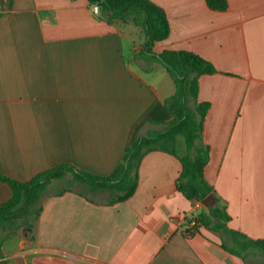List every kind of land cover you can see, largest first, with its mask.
Instances as JSON below:
<instances>
[{"label":"crops","instance_id":"crops-1","mask_svg":"<svg viewBox=\"0 0 264 264\" xmlns=\"http://www.w3.org/2000/svg\"><path fill=\"white\" fill-rule=\"evenodd\" d=\"M150 1L170 23L169 38L154 52H193L218 70L199 81L198 100L210 104L201 137L210 153L205 179L231 217L228 228L264 239V0H228L225 12L212 11L206 0ZM0 6L1 175L27 181L70 164L108 176L138 136L172 120L165 102L176 93L174 80L143 54L144 39L136 43L134 30L100 20L87 0ZM180 173L177 157L155 151L141 160L137 192L126 202L47 190L30 236L10 231L13 220L0 231L3 259L264 264L257 249L244 259L230 254L222 247L232 246L228 237L205 229L185 234L197 203L179 191ZM11 196L0 181V206Z\"/></svg>","mask_w":264,"mask_h":264},{"label":"trees","instance_id":"trees-1","mask_svg":"<svg viewBox=\"0 0 264 264\" xmlns=\"http://www.w3.org/2000/svg\"><path fill=\"white\" fill-rule=\"evenodd\" d=\"M91 6L99 8V19L110 25H133L140 28L144 43L142 52L154 58L162 65L174 80L176 93L165 102V107L172 120L162 131H150L138 136L126 149L122 162L108 176H99L77 169L70 164L55 166L30 180L20 181L0 174V181L7 184L12 192L9 200L0 206V231L20 214L40 217L42 207L39 202L47 187L53 181H62L71 175L73 181L88 190L113 191L114 198L110 204L123 203L136 194L139 184V164L144 156L155 151H165L177 157L181 164V173L177 181L179 191L192 203L201 206L186 218L184 232L187 236L201 234V229L228 237L232 246L222 243L230 254L245 258L249 249H257L264 255V239H250L231 230L227 223L231 217L225 206L220 204L214 190L205 179V168L209 163L210 153L201 143L203 125L210 104L200 103L199 81L203 75L218 73L214 64L189 51L165 50L160 54L154 52L156 43L165 41L170 36V23L165 10L150 0H87ZM10 5L12 0H6ZM212 11L225 12L229 8L228 0H206ZM182 138L186 152L178 154L177 144ZM59 191V195L67 192ZM83 195V193H81ZM214 195L216 204L207 207L202 201ZM0 264H7L3 259L0 242Z\"/></svg>","mask_w":264,"mask_h":264},{"label":"rangeland","instance_id":"rangeland-1","mask_svg":"<svg viewBox=\"0 0 264 264\" xmlns=\"http://www.w3.org/2000/svg\"><path fill=\"white\" fill-rule=\"evenodd\" d=\"M118 27H122L125 30L131 29V30H134V32L136 31L135 33L133 32V34H135V39H136L135 42L136 43L138 42L137 40H140L141 38H143V34H142V31L140 28H136L133 25H127L125 27H123V25H118ZM176 148L180 154H184L186 152L185 145H184L182 138H179ZM63 189L77 190V191H81L82 193H84L87 196H90V197L96 196V198L102 197L103 199H111V198H114V196H115V192H113V191H106L103 194L92 193V191L88 190L85 186H82L78 183H75L73 181V178L71 175H67V177L62 181H53L47 187L46 191L51 190L54 193H58L60 190H63ZM11 223H13L14 226L10 227V229H9L10 231L16 232L15 230H17L18 232L20 231L22 236L23 235H29L30 236V234L32 233L31 229L35 225V218L24 216V215L20 214Z\"/></svg>","mask_w":264,"mask_h":264},{"label":"water","instance_id":"water-1","mask_svg":"<svg viewBox=\"0 0 264 264\" xmlns=\"http://www.w3.org/2000/svg\"><path fill=\"white\" fill-rule=\"evenodd\" d=\"M202 204H204L207 207H212L216 204V200L214 195L208 196L206 199L202 201Z\"/></svg>","mask_w":264,"mask_h":264},{"label":"built area","instance_id":"built-area-1","mask_svg":"<svg viewBox=\"0 0 264 264\" xmlns=\"http://www.w3.org/2000/svg\"><path fill=\"white\" fill-rule=\"evenodd\" d=\"M3 12V8L2 6H0V13ZM92 12L94 14H99V8L97 6H92ZM201 204L200 203H197V209L200 208Z\"/></svg>","mask_w":264,"mask_h":264}]
</instances>
